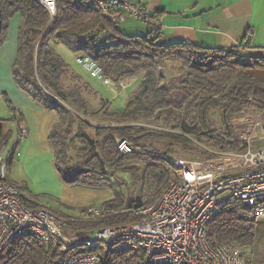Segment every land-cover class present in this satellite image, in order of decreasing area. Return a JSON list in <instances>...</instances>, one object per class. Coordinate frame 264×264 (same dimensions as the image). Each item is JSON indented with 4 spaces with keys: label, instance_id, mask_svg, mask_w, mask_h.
Returning a JSON list of instances; mask_svg holds the SVG:
<instances>
[{
    "label": "trees",
    "instance_id": "1",
    "mask_svg": "<svg viewBox=\"0 0 264 264\" xmlns=\"http://www.w3.org/2000/svg\"><path fill=\"white\" fill-rule=\"evenodd\" d=\"M56 7L52 16L37 0H0V46L7 39L10 20L19 15L21 25L12 74L16 84L37 105L58 113L49 141L55 152L56 169L65 183L112 189L116 184L109 169L117 171L140 163L145 167L142 180L154 195L149 200L157 203L170 181L181 173L173 158L176 147H197L207 155L201 159L212 156L207 149H244H236L238 143L232 142L233 131L228 123L249 109L264 113V81L248 73L264 70V56L243 49L250 46V35L242 39V44L230 48H210L187 41L166 43L162 41V10L150 14L145 21L152 26L147 34L127 35L119 24L86 0H56ZM54 43L89 55L115 83L137 79L138 86L126 106L113 110L109 101L101 99L94 107L85 95L91 86L72 70L53 47ZM168 63L178 65L175 82L169 81L163 72ZM92 95L97 99L96 92ZM216 109L220 111L224 133L212 128L210 112ZM81 116L103 121L104 125H91ZM145 119L156 120L169 131L131 125ZM117 138L129 140L132 152L122 154ZM6 141L0 123V148ZM70 153L79 161L74 167L70 165ZM24 194L26 205L41 206L37 199ZM101 205L115 208L117 213L90 218L83 217L87 211L83 209L81 215L64 219L78 240L101 227L137 220L130 209L144 204L141 200H126L117 191ZM122 206L129 212L120 213ZM256 221L251 208L243 202L224 200L208 224V236L229 247L249 248ZM50 253L49 246L28 233L0 252V264H43ZM96 253L97 264H141L143 258V253L134 250L101 248Z\"/></svg>",
    "mask_w": 264,
    "mask_h": 264
},
{
    "label": "built area",
    "instance_id": "2",
    "mask_svg": "<svg viewBox=\"0 0 264 264\" xmlns=\"http://www.w3.org/2000/svg\"><path fill=\"white\" fill-rule=\"evenodd\" d=\"M37 1L52 16L56 14V0ZM86 1L117 24L128 17L144 22L150 17L145 5L132 0ZM76 61L90 77L106 86L125 88L133 82H113L89 55L79 54ZM234 123L252 124L244 136V149H207L212 154L209 158L177 159L181 173L170 181L158 203L133 207L130 211L137 220L101 227L83 240L68 234L66 221L49 204L43 201L37 208L25 204L20 187L9 177L10 160L4 157L5 147L0 148V252L32 233L51 250L43 264H97L96 251L101 248L139 251L143 253L141 264H248L246 247H229L211 239L207 232L224 200H239L251 208L255 217L264 215V113L245 111ZM18 127L20 136H25L21 121ZM117 145L122 154L133 150L125 138H117ZM116 212L115 208L99 205L87 208L86 215L105 218Z\"/></svg>",
    "mask_w": 264,
    "mask_h": 264
},
{
    "label": "crops",
    "instance_id": "3",
    "mask_svg": "<svg viewBox=\"0 0 264 264\" xmlns=\"http://www.w3.org/2000/svg\"><path fill=\"white\" fill-rule=\"evenodd\" d=\"M132 1L145 5L150 14L158 10L164 12L163 42L187 41L210 48H230L242 44V39L250 35V46L243 49L264 56V0ZM145 23L148 33L152 26ZM14 25L19 33L21 17L15 19ZM15 36L14 33V42L10 44L11 54L5 42L0 46V123L7 137L3 147L4 157L10 160V179L21 188L23 186L21 190L26 192L22 191V194L38 201L43 198L57 212L59 207L55 208L51 199L55 204L82 209L103 204L114 197L111 189L69 185L60 177L55 166V152L49 141L50 130L58 120V113L37 105L16 84L12 74L18 45V37ZM248 73L264 81V70H249ZM110 107L116 110L112 105ZM20 121L26 128L25 136H20ZM83 217H87L86 213Z\"/></svg>",
    "mask_w": 264,
    "mask_h": 264
},
{
    "label": "rangeland",
    "instance_id": "4",
    "mask_svg": "<svg viewBox=\"0 0 264 264\" xmlns=\"http://www.w3.org/2000/svg\"><path fill=\"white\" fill-rule=\"evenodd\" d=\"M16 18H20V16L16 15L11 19L10 27L8 30V38L4 43L8 47L9 51L11 48L10 44L12 43V41L14 42V33L16 35L15 37L16 38L18 37V31H16V25H14ZM119 25L122 28V30L126 33H130L131 31L134 33H142V34L147 33L146 32L147 24L144 21L137 20L133 17H128L126 20L122 21ZM16 40L18 44V38ZM53 47L62 56V58L66 61V63H68L71 66L72 70L76 72L77 74H79L82 77V79L85 82H87L91 86V88L94 90L93 91L89 87L87 92L84 91L86 93L85 94L86 97L89 99V101H91L94 107H98V103L100 102L101 99L109 101L114 109L122 110L126 106L128 99L130 98L133 91L138 86L139 81H137V79H133V82H131L125 88H123L122 86L119 87L118 85H114L112 87L106 86L101 81L90 77L88 72L85 71L81 67V65L77 63L76 56L79 55V53L72 51L71 49H69L68 47L60 43L59 44L54 43ZM11 52L12 51H10V54ZM177 67L178 65L176 63H168L167 67L163 71L167 75V79L169 81L175 82L174 79L178 75ZM130 80H126L123 82L126 85L127 83L130 82ZM81 84L86 86V83H84L83 81H81ZM94 92L97 93V96H98L97 99H95L94 96L92 95ZM249 110L250 111L247 110L246 112L260 113L255 109H249ZM240 116L241 114L233 118L231 122L228 123L229 125L228 128L233 131V136L231 140L232 142L234 141L238 143V147L236 149L243 148L246 145L247 141L244 136L249 130V128L252 127L251 123H244L246 125L235 124L234 123L235 119L240 118ZM81 117L84 120L88 121L91 125L98 126V127H101V125H104L103 121L100 122L90 117L88 118H84L83 116ZM210 122H211L212 128L214 130H217L218 133L225 132V128H224L225 126L221 122L219 110L217 109L211 110ZM131 125L134 126L135 128H142L145 130L169 131L167 130V128L163 127L161 123L157 122L156 120H152V119L140 120V121L132 123ZM88 129L89 128L85 130H88ZM91 136L94 137L93 134ZM190 140L194 142V139L190 138ZM193 145H195V143ZM161 150H165V149L162 148ZM202 150L204 149L202 148ZM173 154H174L173 158L175 161L177 159L195 160V159H201L207 156L205 153H203V151H201L197 147L188 148V149L176 147ZM70 156H72V159H73L70 165L74 167V165L78 164L79 161H76V157L75 155H73V153H70ZM144 168L145 167L143 164L137 163V164H132V166L128 165L125 168H122L121 170H117V171L113 169H109L108 172L110 174V177L112 181L116 184V186L111 189L113 194L115 195L117 191H121L123 193V198L126 200L132 199V200H137V202L138 200H141L144 205L156 204V202L154 203L153 201L149 200V198H151L154 195H152L153 193L151 192V189L149 188L148 190V188L145 186V181L142 180V177L144 174ZM132 173L134 174V176H137L138 179L136 177L134 178ZM39 201L46 202L45 200H43V198H39ZM51 202L53 203L55 208L59 207L58 214L62 216V218H64L65 220L68 219L67 217L69 216L76 217L82 214L81 213V211L83 210L82 208H74L67 204H59V203L55 204V202L52 199H51ZM158 202L159 200L157 201V203ZM119 212L121 213V212H129V211L124 210V206H122L119 209ZM117 223L118 224H115L116 226L118 225L122 226L123 224L127 225L128 223H130V221H119ZM256 226L257 228L255 230L252 244L249 245L250 247L245 250L246 257H247V260L249 261V264H264V215L257 217ZM67 231H68V234L75 235L68 228H67Z\"/></svg>",
    "mask_w": 264,
    "mask_h": 264
}]
</instances>
